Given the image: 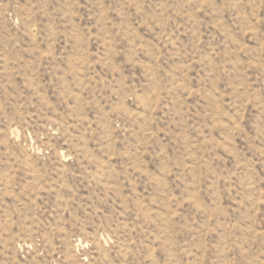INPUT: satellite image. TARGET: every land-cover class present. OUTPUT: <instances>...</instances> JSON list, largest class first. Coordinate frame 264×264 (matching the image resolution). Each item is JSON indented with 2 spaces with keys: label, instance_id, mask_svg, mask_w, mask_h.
Masks as SVG:
<instances>
[{
  "label": "rangeland",
  "instance_id": "1",
  "mask_svg": "<svg viewBox=\"0 0 264 264\" xmlns=\"http://www.w3.org/2000/svg\"><path fill=\"white\" fill-rule=\"evenodd\" d=\"M0 264H264V0H0Z\"/></svg>",
  "mask_w": 264,
  "mask_h": 264
}]
</instances>
